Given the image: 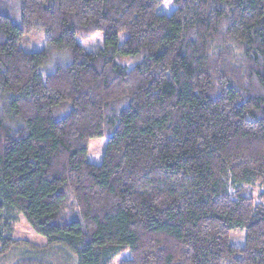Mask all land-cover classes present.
<instances>
[{"label": "trees", "instance_id": "16d2710c", "mask_svg": "<svg viewBox=\"0 0 264 264\" xmlns=\"http://www.w3.org/2000/svg\"><path fill=\"white\" fill-rule=\"evenodd\" d=\"M19 245L264 264V0H0V264Z\"/></svg>", "mask_w": 264, "mask_h": 264}, {"label": "rangeland", "instance_id": "374dc122", "mask_svg": "<svg viewBox=\"0 0 264 264\" xmlns=\"http://www.w3.org/2000/svg\"><path fill=\"white\" fill-rule=\"evenodd\" d=\"M46 38L47 34L42 29H36L23 38L20 42V47L28 52L42 51L46 47ZM106 145V137L89 140L87 144V160L90 164L100 165L102 163ZM253 192L255 193V190ZM8 234L14 240L26 241L37 246H45L46 244V240L35 234L23 216L19 214H17L16 220L10 224ZM245 235V231H232L229 237L230 245L233 247H243L245 245ZM37 256L38 253L30 247L19 245L12 248L1 259V264H16ZM38 257L46 260L48 264H75L76 261L71 253L59 246H55L49 251L39 254ZM130 257V252L124 251L113 259L112 264H121L123 261L130 259Z\"/></svg>", "mask_w": 264, "mask_h": 264}]
</instances>
